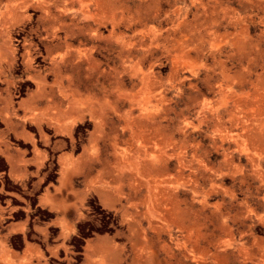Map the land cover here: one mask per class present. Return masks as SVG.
Wrapping results in <instances>:
<instances>
[{"label": "rangeland", "instance_id": "374dc122", "mask_svg": "<svg viewBox=\"0 0 264 264\" xmlns=\"http://www.w3.org/2000/svg\"><path fill=\"white\" fill-rule=\"evenodd\" d=\"M30 73L82 105L119 196L79 241L116 233L113 264H264V0H0L14 100Z\"/></svg>", "mask_w": 264, "mask_h": 264}, {"label": "crops", "instance_id": "0c3cea01", "mask_svg": "<svg viewBox=\"0 0 264 264\" xmlns=\"http://www.w3.org/2000/svg\"><path fill=\"white\" fill-rule=\"evenodd\" d=\"M26 78L32 86L16 100L17 81H0V264H113L116 233L76 236L90 201L112 211L119 202L93 171L91 141L78 137L83 107L40 95L51 90L44 75Z\"/></svg>", "mask_w": 264, "mask_h": 264}]
</instances>
